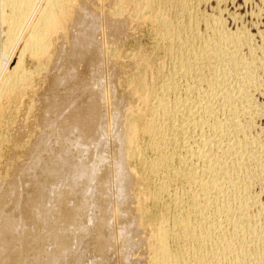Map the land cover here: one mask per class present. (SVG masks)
Masks as SVG:
<instances>
[{
  "label": "bare ground",
  "instance_id": "6f19581e",
  "mask_svg": "<svg viewBox=\"0 0 264 264\" xmlns=\"http://www.w3.org/2000/svg\"><path fill=\"white\" fill-rule=\"evenodd\" d=\"M97 1L104 3L107 0H0V126L3 122V114L11 105L10 102L13 103L26 87H32V79L35 80L33 78L35 69H27L26 57L37 61V67L43 69L41 72H44V69L47 72L55 59L61 56L59 55L61 48L57 47L60 41L65 40L70 44L68 49L70 52L67 51L66 54L68 53L69 63L72 66L77 67L76 63L80 60L97 61V57L102 54H97L101 47H97L98 44L95 43L96 40L94 41V30L97 29L95 25L99 24L101 17L106 18L107 24L114 28L125 24L127 20L129 22L128 15L132 20L134 17L136 20L150 21L155 29V37L160 43L165 44L164 51L171 58L170 62L168 61L171 64L167 67L164 62L165 67L155 65V68L149 69L148 61L151 58L149 60L140 58L138 71L136 70V73L134 71L132 78H128L130 99L128 108L124 112L121 111V106L116 109L114 123L120 128L113 133L117 141L113 143H118L114 167L112 166V169L109 167L111 170L106 169L103 175L98 176L97 171L103 161L97 160L93 165H89L82 156L79 157V153L84 154L88 150L82 148L86 145V141L98 138L97 144H103L101 137L111 133V130L104 125V117H106L104 112L99 116L101 110L98 112L99 108L96 105L99 95L97 89L95 91L94 86H90L85 80H80L82 88L89 91L92 87L94 94L87 99V105L82 102V106L81 104L80 107L75 106L69 115L71 117L67 118V126L70 127L67 132L69 136L71 135L65 141L68 147L61 148V145L62 152L56 148L60 152L58 154L52 148L56 151L54 154H57L53 159V165L46 163L39 168L44 162L42 150L48 146L46 144L48 142H43L41 145V141H38L39 146H37L38 142L36 146L41 147L40 151L32 152L33 162L24 168L26 173L33 171L36 174L33 182L36 184L34 194L20 199L17 204L15 202L16 205L19 204L18 207L21 204L22 207H26V211L15 217L6 213L5 206L2 205L0 261L3 260V263L7 264L65 263L70 253L66 231L71 233L76 229L69 225L71 222L69 219H73L72 215L76 213V209L73 208V214H67L68 209L67 215L64 213L63 222L53 220L51 224L50 214L63 198H57L53 200L54 202H47L46 199L51 194L50 177L58 172L57 168L61 171L62 167L67 166L68 174L72 179L68 187L70 191L78 194L83 191L81 196L88 194L95 180L99 187L108 185L112 174L115 173L114 175L118 177L117 197L121 198V202L126 197L128 199L132 197V192L140 187L143 189V192L141 191L143 197L141 195L138 197L149 198L150 202L152 200L157 204V207L159 204H165L163 206L166 208L165 212L161 210L162 213H156L157 215L153 217L148 216L145 205L138 207L133 214H130L132 207L128 208V211L126 208L118 210L114 207L118 210L114 212L106 210L107 208L104 207L107 205H105L101 226L98 224L102 233L97 240V249L101 255L99 264L106 263V253L112 249L117 236L110 226L113 216L117 214L123 219H121L123 227L118 232L121 237L118 236V239L122 238L126 248L124 252L126 264H144L142 255L133 254L135 247L143 245L144 240L146 243L150 242L149 246H151L149 253L145 251L149 254L147 258L149 264H264V200H261L264 193L259 192L262 189L257 188L259 184V187L264 184H262L264 139L263 132L258 128L261 123L258 120L264 122V105L257 100L260 94H264V40L262 45L257 46L259 42L256 43L254 40L258 37L252 36L250 32L252 29L249 30L244 26L248 30L244 28L242 30L240 28L243 26L239 27L236 21L234 22L239 28L234 27L235 31L231 30L227 25L228 20L230 21L227 18L229 14L224 17L221 11L225 8L219 6L224 0H128L126 2L118 0L117 5L115 4L116 8L110 14L113 16L110 20H108L110 16L105 13L106 10L96 7ZM211 2H215V6H218L214 7L216 10H211L213 11L211 13L209 7L208 12L204 11L202 6H208ZM130 5L135 6L134 16L131 15L133 12L128 14ZM72 29L77 30V34L72 32ZM155 46L160 47V44L155 43ZM116 52L112 50L110 56L116 57ZM66 54L63 55L66 57ZM159 58L163 57L159 56ZM75 71L73 69L70 75L77 76L73 74ZM147 71L151 78H148ZM125 73V69H119L112 76L114 75L113 78L118 76L116 79L121 80L123 78L120 77ZM64 78L58 76L54 80V86L63 84ZM66 93L65 91L63 97ZM64 100L67 101V98L64 97ZM68 104L70 106L71 102ZM11 110L13 111L12 108ZM110 111L107 112L111 116ZM110 118L108 119L111 121ZM108 123L109 127L111 122ZM65 130L63 133L68 136ZM62 143L64 145V142ZM74 148L77 149L76 152ZM255 188L259 189L260 196L256 194ZM13 191H17V187ZM66 194H64L65 198ZM72 199L80 198L74 196ZM168 210L172 215L168 214ZM30 219L35 221V227L33 222L29 223ZM76 219L78 220V217ZM30 224L34 229H29ZM38 226H42L46 233H37ZM146 228L151 230L149 238L141 239L140 243L134 241L130 233H141ZM47 237L53 238L51 241L55 249L47 250L43 247Z\"/></svg>",
  "mask_w": 264,
  "mask_h": 264
},
{
  "label": "rangeland",
  "instance_id": "374dc122",
  "mask_svg": "<svg viewBox=\"0 0 264 264\" xmlns=\"http://www.w3.org/2000/svg\"><path fill=\"white\" fill-rule=\"evenodd\" d=\"M122 1H124V0H122ZM126 1H128V0H125V2ZM225 1L226 0H224V2ZM118 2H119L118 0H107V1H104V3H102L101 1L100 2L97 1V3L95 5L97 8L102 7V10L103 11L106 10L105 13L107 12V14L110 16L111 12L114 10V8H116L115 4L117 5ZM224 2H222L221 5H219V6L222 9L225 8L224 10L221 11L222 14L224 13V15H223L224 17H226L227 13L229 14V15L227 14L228 15L227 18L230 19V21L228 20V24H227V25H229L228 27L231 28V30H233V31H235V28L238 27L239 25H240L239 27L243 26L240 28L242 30H243V28L245 30H248V29L251 30L252 29V31H250V32H252L253 35L252 34L251 35L255 38H257V37L259 38V39L254 38L255 39L254 42H256V43L259 42V44H256L257 46L262 45V42H263L262 40H264V38H263L264 37V35H263V33H264V18H263L264 17V0H234V1L228 0V2L227 1L225 2L226 4ZM246 2H247V4H246ZM101 3H102V5L100 6ZM214 3L215 2L209 3L210 6L209 5L208 6L203 5L202 9L204 11H207V12H208L209 7H210L209 12H211V10H214V9L216 10V8L218 6L216 7L215 6L216 4H214ZM227 3H229V4L231 3V4L229 5ZM111 4H112V6H111ZM104 7L106 9H103ZM108 7H109V9H108ZM129 7L130 8H128L129 9L128 14H131V12H133L131 14V15H133L135 13V6L130 5ZM214 7H216V8H214ZM223 11H225V12H223ZM211 13H213V11ZM230 14L235 15V17H237L238 19L235 18L234 16H232L235 19L234 20ZM110 17H108V20L113 18V16L111 18ZM128 19H129L130 23L127 20V22H126L127 25H126V23L125 24L123 23L122 25L117 27V28H119V27L123 26L122 29L119 28L118 30H117V28L109 26L107 24L108 23L107 19L103 18V17H101L99 24L96 23L95 28H97V29L94 30L95 31L94 32V38H95L94 41L96 40L95 43L98 44L97 47H101V49L98 51L99 53L97 52V54H99V55L102 54L101 56L97 57L98 62L96 60L90 61L89 59H86V60L78 61V63H76L77 67L72 66L69 63V55H68V53L70 52V50H68V49H70V44L68 42H66L65 40L60 41L58 44L59 46L57 45L58 49L61 48L60 49L61 54H59L61 56L60 57L58 56V58L55 59V62L53 63V65H51L52 67H50V69L47 71L48 74L45 71L46 69H44V72H41V71H43V69L41 70L37 67V61H35L33 58L29 59L30 57H28V56L26 57V67H28L27 69L28 70H34L35 69V71H33V74H35V76L33 78L35 80L32 79V82H31L33 88L29 87L30 85L28 86L29 88L26 87L27 90L25 89L24 92L22 94H20V96L21 95L22 96L20 97L18 95L17 99H15L16 101L15 100L13 101V103H16L15 105L12 102H10L11 105L10 104H9L10 106L8 105L9 106L8 109H10V110L7 109L6 112L3 114V119H2L3 122L0 126V129H1L0 130V136H1L0 138L2 140V141L0 140V202H1L0 203L1 204L0 205V207H1L0 214H2L1 213L2 212L1 211L2 205L5 206L4 210L6 211V213L14 215L15 217L21 215L22 213H24L26 211V207H24V206L22 207V204L20 207H18L19 204L18 205H16V204L18 203V201L20 199L25 198L27 195L34 194V191L36 188L34 186H36V184H34L33 182L35 181L34 176L36 174L33 173V171H32V173L31 172L26 173L24 168H27L33 162L32 152L33 151H40L39 148H41V147H37V146H39L38 141H41L40 142L41 145L43 144V142H48V143H46L48 146H46L45 149L42 150L44 162L41 163L42 165L41 164L39 165V168H41L43 166V164L45 165L46 163H49V164L51 163V165H53L52 164L53 159H55L57 157L58 153L63 151V149H62V151L60 150L61 145H62L61 148H64L63 146L68 147V144L66 145L65 141H66V138L71 137V135L69 136V133H68L69 132L68 130L70 129V127L67 126L68 119L71 117L69 115L71 114V112L75 108V106H77V105L79 106L80 104L82 106V102H83V104L85 102V105H87L88 104V103H86V101H88L87 99H89V97L94 94L92 87H91V89H89V91L85 90L84 87L82 88L80 80H85L87 84H89L90 86H94L95 91L97 89V91L99 93V95H97L98 98H97V102H96L97 108H99L97 110H98V112L101 110L99 112V116L103 112H104L103 114L106 115V117H104V122H105L104 125L111 130V133L106 134L103 137H101L103 144H101V143L97 144V140H98L97 136H96L97 140L95 139L96 141L95 140L86 141V142L84 141L86 145L82 148H84V149L88 148V150L84 154L79 153V157L82 156V158L86 162L87 161L89 162V163L87 162V164H89V165H93L94 164L93 162L97 161V160L103 161L102 165L99 166V168H98L97 173H99V174H97V176L103 175L102 173H104L106 171V169L111 170L114 167L113 166L115 163L114 158L116 157V151H117L118 143L114 144L117 141H116L113 133L115 132L116 129L120 128V127H118V125H115L114 118H115V114L117 111L116 109H119V106H121V111L123 110L122 112H124L125 109L128 108V103L130 101V99L128 98V91H129L128 78H132V75L138 71L139 60L142 57H144L145 59L147 58L146 60H149V58H151V60L148 61L150 63L147 62L149 69L155 68L158 65H161L163 67H165V66L168 67L171 64V63H169L171 58L168 57L167 52L164 51V50H166L165 44L163 45V43H160L157 40V38L155 37L156 33H155V29H154L153 24L150 21L144 22V21H140L138 19L136 20V18H134V17L132 20V17L130 18V15H128ZM130 19H131V21H130ZM234 21L238 22V26H236L237 23ZM256 22H258V23H256ZM138 23H140V24H138ZM239 23H241V24H239ZM151 25H152L154 32L151 31V29H152V28H150ZM244 26H246L248 29ZM74 29H76V28H74ZM74 29H72V32L77 34L78 31L77 30L75 31ZM237 30H239V29H237ZM96 31H97V33H96ZM258 33H261L262 37H259L261 35ZM153 37H155V38H153ZM154 39H156V41H154ZM60 43H62V44H60ZM155 43H156V45L160 44V47L155 46ZM152 44H154V45H152ZM161 44H162V46H161ZM61 45H62V47H61ZM156 47H158L159 49ZM109 48L111 51L108 50ZM112 50H114V52H116V51L118 52V53L116 52V55H117L116 57L110 56V53L112 52ZM67 51H68V53L66 54ZM105 51H108V52H105ZM109 51H110V53H109ZM129 52L132 54H130ZM107 53L109 55H107ZM63 54L64 55L66 54V57H68V58H66ZM164 54H166V56H164ZM130 55H132V56H130ZM158 55L160 57H163V58H159ZM61 57H64V58H61ZM157 58H159V59H157ZM165 59H166V61H164ZM162 60H163V62H162ZM59 61H61V62H59ZM163 63L165 66L163 65ZM35 64H36V66H35ZM35 67H37V68H35ZM111 68H113V69L111 70ZM118 68L126 70L125 75H123V77H120V78H123L121 80L116 79V78H118V76H115L114 78H113L114 75L112 76L113 73H115V72H117V70H119ZM37 69H39V71L42 75H40V73H39V71H37ZM73 69L77 71V73H76V71H75V73H73V74H76L77 76H75V75L71 76L70 75V74H72L71 71ZM128 69H129V74H128ZM51 70H53V71H51ZM36 71L38 73L37 75H36ZM43 74H46V75H43ZM78 74L79 75L81 74L83 77L79 76ZM147 74H148V78H151L149 71H147ZM55 75H56V77H55ZM90 75H91V77H90ZM37 76L38 77L40 76V77L38 78ZM51 76H53V78ZM58 76L59 77H61V76L65 77L64 82H63V84L57 85L55 87L54 86V80ZM38 79H39V81H38ZM89 79H90V81H89ZM45 80H47V81H45ZM115 80H116V82H115ZM112 82H114V83H112ZM107 84H108V86H107ZM77 87H79V88H77ZM81 88L83 90H81ZM75 89H77V90H75ZM64 90L67 93H69L68 91H70L69 94L66 93V96L64 95L65 99L67 98V101H65L64 97H63V94H65ZM27 91L29 92V94H27ZM109 94L111 95V97ZM118 94L121 96H119ZM55 95L57 97H55ZM60 95H61V97H60ZM100 95H101V98H99ZM262 95H264V94H260L259 96L256 95V97L258 96L259 97V98L257 97L258 102L261 105H264L263 104L264 103V96H262ZM82 96H84V97H82ZM117 96H118V98H117ZM68 98H70V99L68 100ZM108 98H110V100ZM57 99H60V100H57ZM100 99H101V102H100ZM62 100H64V101L62 102ZM68 102H71L70 106H68L69 105ZM102 102H104V103H102ZM106 102H107V104H106ZM17 104H18V106H17ZM61 104H62V106H61ZM98 104H102V105L98 106ZM116 104L118 106H116ZM42 105H44V106H42ZM100 106H101V108H100ZM11 108L13 109V111L11 110ZM56 108H57V110H56ZM107 111L108 112L110 111V113L112 112L111 116ZM40 113H42V114L40 115ZM107 113L111 118L107 115ZM57 114H58V116L56 117ZM54 116H55V118H54ZM4 118H6V119H4ZM108 118H110L111 121ZM105 119H108V121ZM263 119H261V120H263ZM8 120H9V122H8ZM53 120H55V121H54V123L51 124V122H53ZM49 122H50V124H49ZM108 122H111L109 127H108V124H109ZM258 122L262 123V124L261 123L259 124L258 128H260L261 131L263 132L262 136L264 139V131H263L264 122L260 121V120H258ZM6 125L7 126L9 125V127H7ZM111 126H112V128H111ZM3 127H4V129H3ZM48 129H50V130H48ZM63 130H65V133H68V136H67V134L63 133L64 132ZM51 132H53V133H51ZM4 134L6 135V137ZM39 134H42V135H39ZM43 134H44V136H43ZM58 134H60V135H58ZM3 135H4V137H2ZM63 135H65V136L63 137ZM47 136H48V138H47ZM43 137H45L46 141H44L45 139ZM104 137H106V138H104ZM40 138H42V139H40ZM47 139H48V141H47ZM59 140H61L60 143H59ZM37 142H38V144L36 146ZM62 142H64V145ZM95 142H96V144L94 145ZM57 143H59L60 146ZM54 145L55 146L58 145V146L55 147ZM33 146L36 148V150H34L35 148ZM102 146L103 147L105 146L104 147L105 150H104V148H102ZM107 146H108V148H107ZM52 148H54L55 150L57 148L60 150V152H59V150H56L57 154L56 153L54 154V152H56V151H53ZM100 149H102L103 151ZM76 150L77 149L74 148V152H76ZM114 153H115V155H114ZM45 155H46V157H45ZM53 155H55V156L53 157ZM51 156H52V158H51ZM68 156H70V155L68 154ZM111 158H112V161H110ZM50 159H51V161H50ZM106 162H108V163H106ZM108 164H110V165H108ZM64 165L65 164H63V166ZM109 167L111 169H109ZM64 168H66V169H64ZM64 168L62 167L61 171L58 170V168H57L58 172H56L55 175L53 174L50 177L51 179H49V187L51 188V194H50V197L48 199H46L47 202H49V201L51 202L57 198H61V199L63 198L62 202L58 203L56 205V207L53 209L52 213L50 214L51 224H53L52 223L53 220H55V221L60 220L61 222H63L65 220V219H63L64 213L66 214V211L69 209L67 211V214H70V213L73 214L74 213L73 208L76 209V213H75L76 216H75V214H73L72 215L73 219L72 218L69 219L71 221L69 223V225L73 226L74 227L73 229H75V227H76V229L72 230L71 233H70V231L69 232L66 231V235H67V238L69 240L70 253H68V256L66 257L64 264H79V263L80 264H99L98 261L100 260L101 255L97 249V240L100 237V233H101V228L99 227V226H101L100 221H101V218L104 217V212L102 213V211H105L106 208H107L106 210H108V211L112 210L115 212V211H118L120 209L124 210L125 208L128 211V208L132 207V208H130V214H133V213H135V211H137L138 207H140V206L144 207V205H145V209L147 210L149 217L150 216L153 217V216H155L156 213L159 214V213H162V211L165 212V210H166V208L163 207V206H165V204H159L158 205L159 209H157V210L158 211L160 210V211L158 212L156 210V208H158L157 204H155L152 200L150 202L149 198H146V199L142 198L143 197V195H142L143 189H141L140 187H138L139 189L138 188L135 189V192L133 191L134 193L132 192V197H130L129 199L126 197V198H124L125 201L122 199V202H121V200H120L121 198L117 197L118 189H117L116 181H118V177H116L114 175L115 173L112 174L111 181L109 182L108 185L104 186L105 188L99 187L96 183L97 181L95 180V182L93 183V186L91 187L92 189L88 192V194L86 196H81V195H83L82 194L83 191H82V193L79 192V194H78V192L70 191L68 185L71 183L72 179L70 178L71 176L68 174L67 166ZM22 170H24V171H22ZM102 170H103V172H102ZM19 171H21V172H19ZM64 171H65V173H64ZM66 171H67V174H66ZM57 173L61 174V175L58 176ZM62 174H64V175H62ZM52 178L54 180H52ZM62 178H64V180ZM113 178L116 180H114ZM30 179H32V181ZM58 179H60V180H58ZM60 181L63 183H61ZM114 181H115V183L113 184ZM50 182H52V183H50ZM9 183H11V184H9ZM30 183L31 184L33 183L34 185L33 184L31 185ZM263 183H264V181H262V184ZM27 184H28V186H27ZM263 185H261L263 188L259 187L260 184L257 187V188L262 189V190L255 188L256 194L259 195L260 191L264 193V190H263L264 186ZM15 186L17 187V191H13V189L16 188ZM55 188H56V190H54ZM59 189H61V190L59 191ZM98 189H99V191H98ZM258 190H259V192H258ZM66 192H67V194H66ZM62 193L66 194V198L64 197V194H62ZM263 193H261V195ZM22 195H23V197H22ZM54 195H55V197H53ZM138 195H141L142 197L141 196L138 197ZM72 196L73 197L75 196L77 199L78 198H80V199H78V200L72 199L73 198ZM86 197H88V198H86ZM117 198H119V199H117ZM16 199H18V200H16ZM262 199L264 200V197H261V200ZM78 201H79V203L81 202L80 204L83 207L80 206ZM83 201H84V204H83ZM108 201H110V203ZM165 201H167V200H165ZM15 202H16V204H15ZM47 202H44V204H47ZM152 202L154 203L153 205H152ZM137 203H139L140 205L139 204L137 205ZM7 204H8V206H7ZM105 205H107V206L104 207ZM153 206L155 207V209ZM161 206H162V209H160ZM114 207L117 208L118 210L115 209ZM133 208H136V209L134 210ZM147 208H149V209H147ZM81 209H83V211ZM150 210H152V211L150 212ZM62 211H65V212H62ZM170 211H172V210H170ZM17 213H19V214H17ZM79 213H81V214H79ZM53 214H55V215H53ZM168 214L172 215V213H170L169 210H168ZM117 216H118V214L116 216H113L114 219H112L113 222H111V225H110L112 232L116 233L117 238L115 237L112 249H110L106 253V256H105L106 263L105 264H123V263L126 264L124 261V254H125L124 252L126 251V248L124 247V243L122 241V238L121 239L119 238L120 240L118 239V236L121 237L118 232L123 227V222H122L123 219L120 218L119 216L118 217ZM56 217H58V218H56ZM77 217H78L79 221L76 219ZM130 217L132 218V215H130ZM32 222L34 223V227H35V225H36L35 221L30 219L29 223H32ZM114 222H115V224H114ZM81 223H82V225H80ZM126 223H127V221H126ZM98 224H99V226H98ZM30 225H29V229H34L33 225H31V226ZM0 229H1V224H0ZM36 231L39 234L46 233V230H44V228L42 226H38L36 228ZM103 231H104V229H102V232ZM150 232H151V230L149 228H146V229L142 230L141 233L136 234V233L132 232L130 234L133 237L134 241H136L137 243L138 242L140 243L141 239L144 240L145 238L146 239L149 238V236L151 234ZM69 233H70V235H68ZM71 234H72V236H71ZM130 234H129V237H131ZM137 235H139V236H137ZM72 238H74V239H72ZM52 239H53L52 237H47V239L44 241L43 247L45 249H47V250L55 249L54 243H53V241H51ZM117 239H118V241H117ZM145 243H146V240H144L143 245L140 244L141 246L135 247L133 254L138 255V256L142 255L141 257H143V259H144V264H149L147 261L149 254H146L145 251L147 250L146 252L149 253L151 250L150 249L151 246H149L150 242H148L146 244ZM31 245H33V244L31 243ZM31 245H29V246H31ZM143 246L145 247V249H142V248H144ZM146 246H148V247H146ZM36 247H37V245H35V248ZM0 264H7V263L6 262L3 263V260H1Z\"/></svg>",
  "mask_w": 264,
  "mask_h": 264
}]
</instances>
